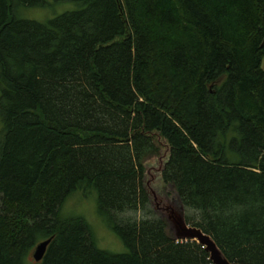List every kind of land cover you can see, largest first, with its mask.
<instances>
[{
  "label": "trees",
  "instance_id": "1",
  "mask_svg": "<svg viewBox=\"0 0 264 264\" xmlns=\"http://www.w3.org/2000/svg\"><path fill=\"white\" fill-rule=\"evenodd\" d=\"M66 1L39 22L15 10L44 0H0V264H211L149 206L157 137L187 222L264 264V0ZM79 189L125 251L62 215Z\"/></svg>",
  "mask_w": 264,
  "mask_h": 264
},
{
  "label": "water",
  "instance_id": "2",
  "mask_svg": "<svg viewBox=\"0 0 264 264\" xmlns=\"http://www.w3.org/2000/svg\"><path fill=\"white\" fill-rule=\"evenodd\" d=\"M160 150L155 161L143 162L141 184L154 214L164 220L169 237L174 240H195L209 254L211 264H241L230 261L212 236L186 220V207L173 183L163 180L162 172L169 158L170 147ZM51 238L39 241L32 250V258L39 262L45 256Z\"/></svg>",
  "mask_w": 264,
  "mask_h": 264
},
{
  "label": "rangeland",
  "instance_id": "3",
  "mask_svg": "<svg viewBox=\"0 0 264 264\" xmlns=\"http://www.w3.org/2000/svg\"><path fill=\"white\" fill-rule=\"evenodd\" d=\"M74 3L66 0H44L41 6H18L15 13L20 18L36 20L39 22H46L49 19L59 15L65 11L74 9ZM0 119V131H1ZM159 146L162 151H165L167 144L160 137H157ZM157 156L148 157L149 161H155ZM96 192L93 189L77 190L73 192L65 200L62 206V215L64 216H80L83 217L92 229L93 236L99 248L111 252H123L125 246L119 236L113 231L106 219L97 212ZM144 210L138 209L135 213L130 212L127 216L132 218H140L143 216ZM191 214L187 210L186 215ZM30 259L33 261L32 253Z\"/></svg>",
  "mask_w": 264,
  "mask_h": 264
}]
</instances>
